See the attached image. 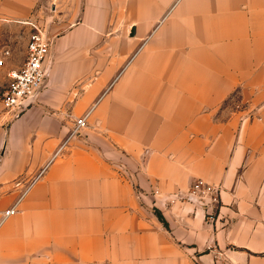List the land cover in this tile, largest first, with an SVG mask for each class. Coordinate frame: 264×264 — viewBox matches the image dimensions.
Returning a JSON list of instances; mask_svg holds the SVG:
<instances>
[{
    "label": "crops",
    "instance_id": "0c3cea01",
    "mask_svg": "<svg viewBox=\"0 0 264 264\" xmlns=\"http://www.w3.org/2000/svg\"><path fill=\"white\" fill-rule=\"evenodd\" d=\"M19 24L52 44L0 104V264H264V0H0Z\"/></svg>",
    "mask_w": 264,
    "mask_h": 264
},
{
    "label": "built area",
    "instance_id": "2783aa9c",
    "mask_svg": "<svg viewBox=\"0 0 264 264\" xmlns=\"http://www.w3.org/2000/svg\"><path fill=\"white\" fill-rule=\"evenodd\" d=\"M33 30L34 32L30 35L27 44L26 61L21 68L11 71L8 74L9 85L2 97L1 103L4 112L8 115L10 120L18 119L28 107L36 103L48 77L45 70V61L49 54L51 41L43 30L34 26ZM10 57V50L3 51L0 66H3L4 61ZM90 114L91 113H88L75 121L69 139L58 149L53 157L54 159L62 156L68 141L87 127ZM38 179L39 177L30 182L24 194L28 193L33 188ZM205 193H210V191L208 189L204 190L202 183H197L191 195L194 199H202ZM18 204L19 201L9 210L5 211L4 217L9 218L14 216L17 213Z\"/></svg>",
    "mask_w": 264,
    "mask_h": 264
},
{
    "label": "rangeland",
    "instance_id": "374dc122",
    "mask_svg": "<svg viewBox=\"0 0 264 264\" xmlns=\"http://www.w3.org/2000/svg\"><path fill=\"white\" fill-rule=\"evenodd\" d=\"M31 27H33V26H31ZM31 27L29 25L23 26V25L19 24L17 32H12L10 29V31H8L9 32L8 35H10V36L7 35V32L5 33L7 36L6 35H4V36L0 35V60L2 58V53L4 50L8 49L11 51V57L4 61L3 66H0V104L2 101L3 94L5 93L8 85H9L8 74L11 71H14V70L21 68L26 61L27 44H28L30 35L34 32V30L31 29ZM11 36L14 38L11 39ZM3 40H4V43L2 45ZM40 98L41 97H39L36 102H38L40 100ZM70 106H71V103H70ZM65 112L70 113V109L65 110ZM87 127H88V125H87ZM85 129L80 131L78 133V135H81ZM72 131H73V129H72ZM71 132H70V134H71ZM64 151H65V149H64ZM29 184H27V186ZM25 189H22L23 192ZM192 191H193V189H192ZM23 194L24 193H22V195ZM191 194H192V192H191ZM190 197L192 200H194L192 195H190Z\"/></svg>",
    "mask_w": 264,
    "mask_h": 264
},
{
    "label": "water",
    "instance_id": "95a60500",
    "mask_svg": "<svg viewBox=\"0 0 264 264\" xmlns=\"http://www.w3.org/2000/svg\"><path fill=\"white\" fill-rule=\"evenodd\" d=\"M45 35H46V33H45ZM134 36V31H132V35H131V37H133Z\"/></svg>",
    "mask_w": 264,
    "mask_h": 264
}]
</instances>
